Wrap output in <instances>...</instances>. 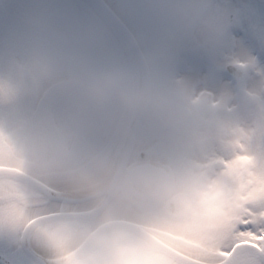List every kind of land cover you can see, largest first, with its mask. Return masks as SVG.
Instances as JSON below:
<instances>
[{
	"label": "flooded vegetation",
	"instance_id": "af4514ba",
	"mask_svg": "<svg viewBox=\"0 0 264 264\" xmlns=\"http://www.w3.org/2000/svg\"><path fill=\"white\" fill-rule=\"evenodd\" d=\"M103 1L127 25L140 51L157 58L146 60L151 77L166 81L180 105L186 106L180 102L174 79L190 69L215 79L217 85L228 82V38L244 29L233 12L228 25V0ZM112 25L87 0H0V166L22 174L0 180V264H47V260L62 257L63 264H183L182 259L220 264L228 255L225 250L220 258L200 257L181 243L183 232L194 229L186 225L194 213L195 224L201 223L195 203H202L203 210L207 206L204 199L215 198L204 195L202 189L193 196L200 201L179 192L176 163L169 156L178 149L184 128L195 122V104L187 105L192 112L189 123L156 139L143 137L134 146L111 188L117 195L101 192L98 198L90 199L67 194L62 178L82 168L83 157L90 151L89 138L98 135L81 134V129L94 122L91 108L102 106L97 101V90L103 89L105 77L100 62L120 54ZM244 69L242 85L254 72L253 68ZM30 76L36 87L33 103ZM45 77L59 90L42 109L44 97L39 86ZM193 89H198L196 84ZM205 110L204 121L199 122L197 116L196 126L204 138L217 139L211 129L216 127L217 116L223 118L222 107L217 112ZM99 137L93 149L106 153L107 158L114 156V179L123 149L118 150L108 137ZM157 144L161 145L158 154L149 159L140 157L142 151ZM224 151L228 153L227 147ZM162 153V163L171 168L174 177L171 193L164 197L168 189L155 193L152 186L132 189L131 171L155 165L129 169L131 163L158 160ZM151 171L154 184H160L159 171ZM163 171L169 186L170 176ZM202 173L209 174L206 170ZM29 178L62 192L66 199L54 198ZM206 179L195 180L204 185ZM186 207L183 217L172 212ZM245 242L255 245L253 240ZM230 264L260 262L245 259Z\"/></svg>",
	"mask_w": 264,
	"mask_h": 264
},
{
	"label": "rangeland",
	"instance_id": "374dc122",
	"mask_svg": "<svg viewBox=\"0 0 264 264\" xmlns=\"http://www.w3.org/2000/svg\"><path fill=\"white\" fill-rule=\"evenodd\" d=\"M232 12L237 14L236 22L244 29L236 37L228 38V65L253 68L248 83L236 84L228 78V82L217 85L215 79L191 69L174 79L180 102L186 106L197 105L199 122L204 121L206 107L212 112L222 107L223 118L217 116L216 127L211 129L217 139L204 138L196 126V116L195 122L184 128L178 149L169 154L176 163L179 192L192 196L193 201H200L193 197L200 189L204 195L215 196L204 199L207 206L203 210L202 203H195L201 223L195 224L197 214L194 213V218L186 224L194 229L185 230L182 236V245L200 257L220 258L225 250L229 254L239 242L258 240L264 227V61L257 54L260 41L264 40V0H228V25ZM115 45L120 50L119 56L100 62L104 76L123 77L129 69L137 71L134 60L117 37ZM194 84L198 89H193ZM173 95L177 94L173 92ZM100 107L91 108L90 114ZM99 135L96 139L89 138L90 150L97 144ZM157 136L151 134L144 138ZM162 155L157 159L162 161ZM108 159L113 162L114 156ZM205 170L208 175L202 173ZM204 176L209 179L204 185H198L195 179ZM245 223L254 226L253 235H248L251 229H241ZM245 259L255 258H243L237 263Z\"/></svg>",
	"mask_w": 264,
	"mask_h": 264
},
{
	"label": "clouds",
	"instance_id": "9594fccd",
	"mask_svg": "<svg viewBox=\"0 0 264 264\" xmlns=\"http://www.w3.org/2000/svg\"><path fill=\"white\" fill-rule=\"evenodd\" d=\"M132 44H136L135 39ZM138 59L144 62L157 58L140 51ZM39 92L44 98L51 96L49 78L41 79ZM97 101L102 107L92 110L94 122L83 127L81 134L98 133L108 137L118 150L136 146L151 134L166 135L177 104L166 81L144 76L133 69L123 77H104L103 89L97 90ZM112 167L106 153L93 149L85 153L80 170L65 174L63 183L76 197L96 199L101 192L117 195L111 191Z\"/></svg>",
	"mask_w": 264,
	"mask_h": 264
},
{
	"label": "water",
	"instance_id": "95a60500",
	"mask_svg": "<svg viewBox=\"0 0 264 264\" xmlns=\"http://www.w3.org/2000/svg\"><path fill=\"white\" fill-rule=\"evenodd\" d=\"M87 1L91 5L95 6L100 11H102L104 13V15L111 22H113V25H115L118 28V30L121 32V34L127 40L129 46L136 53L137 60L140 63L141 74L144 76H147V77H151L150 69L148 67L147 62L146 61H144V62L139 61L138 54L140 52V48H139L137 42L135 45L132 44V40L135 38H134L133 34L131 33V31L129 30V28L127 27V25L122 21V19L116 13H114L112 11V9L103 0H87ZM228 74H229L230 78L235 79L239 83H243L245 81V74L246 73H245V69L241 65H228ZM29 79H30V86H31L32 103H33L35 100V97H36V87L34 84V80L32 79L31 76L29 77ZM58 90H59V88H56V89L52 88L51 96ZM50 97L44 98L42 109H44V107L47 104V102L49 101ZM191 119H192L191 110L187 106H182L179 103H177L175 111L173 112L172 117H171V125H170L169 130L174 129V128H179V127L189 123L191 121ZM0 141H1V139H0ZM133 149H134V146L122 150L120 157H119V160H118L119 166L116 169L117 171L115 173L112 186L118 180L120 175L123 173L125 166L127 165L128 160L132 154ZM160 150H161L160 144L154 145L152 148H150L146 151H142L140 153V157L142 159H149L152 156L158 154L160 152ZM152 169L159 171V174L162 176V179L160 180V184H156V185L154 184L153 177L151 176V172H152L151 170ZM2 174H3V176H1ZM8 175L19 178L22 174H20V172H18L16 169L0 166V178H2L4 176H8ZM130 178H131L132 189L147 188L149 186H152L155 189V193H159L161 190H167L168 189V178L166 176V173L161 168L156 167V166L147 165V166L135 168L131 171ZM29 180H31V182L38 185V187L45 189V191H47L54 198L59 199V200H65L66 199L65 195L62 192L49 189V188L43 186L42 184H40L39 182L34 181L31 178H29ZM181 204H183V203L181 202ZM187 211H188V208L186 207V209L177 208L172 212L174 215H178V217H183L187 213ZM242 248L255 251V252H257L258 255H260L262 257V259H264V253H261L255 245L249 244L246 242H241L233 248L231 253L220 264H230L232 262L233 258L235 257L236 253ZM181 263L193 264L192 262H190L186 259L185 260L182 259Z\"/></svg>",
	"mask_w": 264,
	"mask_h": 264
},
{
	"label": "bare ground",
	"instance_id": "6f19581e",
	"mask_svg": "<svg viewBox=\"0 0 264 264\" xmlns=\"http://www.w3.org/2000/svg\"><path fill=\"white\" fill-rule=\"evenodd\" d=\"M112 24H113V22H112ZM112 28H113L114 32L116 33V35L118 36V38L121 41V43L123 44V46L125 47L126 51L131 55L132 59L134 60L137 71L141 74L140 63L133 56L132 49L129 46L127 40L124 38V36L121 34V32L118 30V28L115 25H112ZM120 154H121V152L119 153V155ZM116 162L117 161H115V165H116ZM140 164H153L156 167H159V168L165 170L169 174L170 183H169V186H168V190L165 193H163L164 197L168 196L171 193V191L173 189V186H174V177L172 175L171 168L168 165L162 163V161H160V160H151V161H147V162L141 161V160H134V162L131 163L129 169H131L134 166L140 165ZM1 176H3V174ZM4 177H6V176H4ZM7 177L13 178L11 175H8ZM67 194H69L71 196H74L70 191ZM31 233H32V230L30 231V234ZM29 245L30 244L28 242V246ZM29 247L31 248V246H29ZM249 257L255 258V259L259 260V261L262 260V257L260 255H258L255 251H252L250 249L242 248L236 253L235 257L232 260V263H236L237 261H239V260H241L243 258H249ZM189 260L193 264H204L203 262H201L199 260H196V259L195 260L194 259H189ZM64 261H65V257H62V258H59V259H56V260H47L46 262H47V264H63Z\"/></svg>",
	"mask_w": 264,
	"mask_h": 264
},
{
	"label": "snow or ice",
	"instance_id": "6c2138e0",
	"mask_svg": "<svg viewBox=\"0 0 264 264\" xmlns=\"http://www.w3.org/2000/svg\"><path fill=\"white\" fill-rule=\"evenodd\" d=\"M259 58L264 61V40L260 41L259 44V48H258V52H257ZM242 230L244 229H251L252 231L248 232V235H253L255 228L253 225L245 223L243 225L240 226ZM261 235L260 238L258 240H255V246L257 247V249L261 252L264 253V227H261ZM260 264H264V259H262L260 261Z\"/></svg>",
	"mask_w": 264,
	"mask_h": 264
}]
</instances>
